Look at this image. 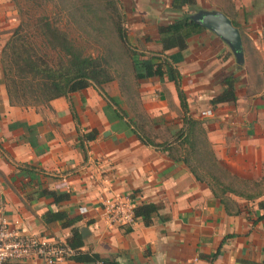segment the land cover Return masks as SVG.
<instances>
[{
    "label": "crops",
    "instance_id": "0c3cea01",
    "mask_svg": "<svg viewBox=\"0 0 264 264\" xmlns=\"http://www.w3.org/2000/svg\"><path fill=\"white\" fill-rule=\"evenodd\" d=\"M118 1L128 41L141 46L137 49L145 58L156 55L173 63L186 104L182 109L177 89L166 76L143 79L138 96L146 120L137 122L144 127L148 120L155 131L161 130L158 138L150 137L155 143L174 146L184 114L198 120L209 146H202L199 171L206 172L211 163L225 186L250 193L261 188L262 193L246 198L228 191L223 202L210 184L195 178L176 151L170 155L164 145L142 142L134 132L135 119L123 112L125 96L115 81L104 85L111 104L89 86L48 106H15L9 102L0 64V218L10 226L19 220L23 235L65 243L71 228L45 222L48 210H65L70 217H80V230L88 229L82 251L121 264L263 263L259 201L264 197V0H193L182 9L173 6L174 0ZM201 9L221 11L239 29L242 64L204 27L188 38L184 50L162 51L158 26ZM18 23L12 1L0 0V52ZM228 75L236 78L235 101L212 105ZM207 109L211 115L202 114ZM92 129L97 136L80 144L79 134ZM189 157L193 162L195 155ZM45 188L71 196L54 203L40 193ZM128 195L135 205L153 203L156 211L145 220L137 217L129 230L110 226L103 216V199ZM9 261L43 264L38 258ZM56 264L87 263L65 258Z\"/></svg>",
    "mask_w": 264,
    "mask_h": 264
},
{
    "label": "trees",
    "instance_id": "16d2710c",
    "mask_svg": "<svg viewBox=\"0 0 264 264\" xmlns=\"http://www.w3.org/2000/svg\"><path fill=\"white\" fill-rule=\"evenodd\" d=\"M11 1L17 10L19 23L11 30V34L0 52L4 85L11 105L48 106L49 102L57 97L68 99L71 93L81 91L89 86L97 89L111 104L113 99L105 92L104 85L112 81L117 83L118 89L123 95H131V90L127 89L123 82L124 75H119L117 69L113 67L112 49L104 46L103 50L96 56L87 53L85 48L70 35V32L61 27L62 14L60 12L63 9V11L68 10L63 13L67 18H71L75 24L84 26V32L87 36H92V32H96L97 35L102 34L108 28L113 30L120 44L127 48L131 59L133 78L140 81L153 76L159 78L166 76L177 89L180 106L182 109H186L183 92L180 89V76L173 63L156 55H149L145 58L142 51L129 45L125 18L118 0H43L57 8L53 12L51 11V14L44 11L35 17L34 26L40 44L33 40V35L29 29L31 23L29 16L31 15L23 9L22 0ZM184 4L191 7L193 0H174L173 6L182 9ZM201 29L203 27L195 23L186 14L171 23L159 25L158 34L162 51L172 48L184 50L187 47L188 38ZM50 50L55 53L54 58L50 56ZM235 82V77L226 76L223 79L224 89L211 99V104L235 101ZM70 109L75 118L71 104ZM137 116L141 118L140 113ZM135 120L133 122L136 129L134 132L142 142L152 146L164 145L163 149L168 151L170 155L171 152L176 151L195 178L210 184L212 192L220 197L221 201H223L221 197H224L228 191L241 194L246 198H254L262 193L261 188L250 193L245 189L239 191L225 186L221 181L218 169L214 170L211 163H208L206 172L199 171L201 168L199 165L203 164L202 146L206 148L208 145L204 140L205 131L198 120L184 114V124L174 137V146L171 142L160 145L155 143L144 131L143 125ZM96 136V129L81 133L79 134L80 144L83 145L85 141L92 140ZM209 152L212 153L210 149ZM191 154L195 155L193 162L189 157ZM206 176L209 178H205ZM212 182L219 186L218 189L213 188ZM255 185L258 187L259 183L256 182ZM40 193L50 196L54 203L68 200L71 196L69 192H59L46 188L42 189ZM259 206L264 215V197L259 201ZM156 209L157 207L153 203L137 204L134 207V216L135 218L142 217L145 220L150 218ZM79 219V216L70 217L65 210H48L46 212L45 222L58 221L62 227L71 228V235L65 243L74 250V253L67 259L87 264H121L117 259L102 258L96 252L81 250L84 239L80 227L76 225ZM127 230H129V226H127ZM0 264L12 263L6 260Z\"/></svg>",
    "mask_w": 264,
    "mask_h": 264
},
{
    "label": "rangeland",
    "instance_id": "374dc122",
    "mask_svg": "<svg viewBox=\"0 0 264 264\" xmlns=\"http://www.w3.org/2000/svg\"><path fill=\"white\" fill-rule=\"evenodd\" d=\"M23 9L26 11V13H29L31 16V23H30V31L33 35V40H35L38 44H40L39 39L37 37L36 31H35V17L39 13L48 12L51 14L56 8L52 6L51 3L44 2L43 0H22L21 2ZM15 8V7H14ZM17 11V10H16ZM52 11V12H51ZM68 10H65L60 12L62 14L61 16V27H63L65 30H68L70 32V35L74 37L76 42L83 46L87 53H91L92 55L96 56L98 53H100L103 50L104 46L110 47L112 50V56H113V67L117 69V73L119 75H124L123 82L125 83V87L127 89L131 90V95L125 96V99L123 100V106L124 110L123 112L126 114L128 119L133 120L136 119L140 122H144L146 119V116H144V112L141 106L140 97L138 96V89H140V81H136L133 78V72L131 68V59L129 57L127 48L122 46L120 42L118 41L117 37L115 36L113 30L107 29V31L103 32L102 34H98L95 32H92V36H87L84 32V26L78 25L72 22L71 18H67L63 13H66ZM19 17V16H18ZM27 17L25 16V19ZM98 24V23H97ZM126 27V26H125ZM126 28V33H127ZM129 45L135 49L139 48L141 46L134 47L133 45L128 42ZM49 54L51 57H55V53L53 51H49ZM122 78V77H121ZM123 93H122V97ZM140 113L141 118H139L137 115ZM144 131L151 137L153 140L154 138H158L160 134L162 133L161 130L155 131L154 126L149 124L148 120L144 126ZM226 182H230V179L228 176H226ZM250 187L252 188L254 185L253 183H249ZM260 186V185H259Z\"/></svg>",
    "mask_w": 264,
    "mask_h": 264
},
{
    "label": "built area",
    "instance_id": "2783aa9c",
    "mask_svg": "<svg viewBox=\"0 0 264 264\" xmlns=\"http://www.w3.org/2000/svg\"><path fill=\"white\" fill-rule=\"evenodd\" d=\"M211 115V110L202 112ZM103 216L110 226H129L135 222V204L131 197L105 198L102 201ZM10 226L5 217L0 218V263L6 260H23L29 258L41 259L43 264H56L74 253L66 243L50 241L38 235H23L17 225L19 220H14Z\"/></svg>",
    "mask_w": 264,
    "mask_h": 264
},
{
    "label": "water",
    "instance_id": "95a60500",
    "mask_svg": "<svg viewBox=\"0 0 264 264\" xmlns=\"http://www.w3.org/2000/svg\"><path fill=\"white\" fill-rule=\"evenodd\" d=\"M188 16L195 23L212 31L224 43H226L230 51L233 53L237 64H242L244 62L241 33L239 29L232 24L228 16L221 11L204 9L190 13ZM80 231L82 236H85L88 229L86 226H83Z\"/></svg>",
    "mask_w": 264,
    "mask_h": 264
}]
</instances>
